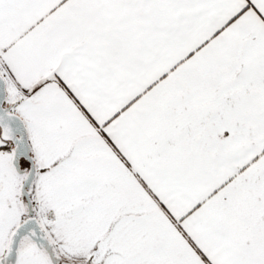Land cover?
<instances>
[{
  "label": "snow or ice",
  "instance_id": "obj_1",
  "mask_svg": "<svg viewBox=\"0 0 264 264\" xmlns=\"http://www.w3.org/2000/svg\"><path fill=\"white\" fill-rule=\"evenodd\" d=\"M0 264H264V0H0Z\"/></svg>",
  "mask_w": 264,
  "mask_h": 264
}]
</instances>
